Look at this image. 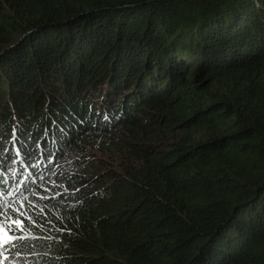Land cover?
<instances>
[{
  "label": "trees",
  "instance_id": "16d2710c",
  "mask_svg": "<svg viewBox=\"0 0 264 264\" xmlns=\"http://www.w3.org/2000/svg\"><path fill=\"white\" fill-rule=\"evenodd\" d=\"M0 208V264H264V0H0Z\"/></svg>",
  "mask_w": 264,
  "mask_h": 264
},
{
  "label": "rangeland",
  "instance_id": "374dc122",
  "mask_svg": "<svg viewBox=\"0 0 264 264\" xmlns=\"http://www.w3.org/2000/svg\"><path fill=\"white\" fill-rule=\"evenodd\" d=\"M108 144H110V141L107 139L100 142L99 139L94 141L89 138L84 142L83 148L78 149L75 147V152L69 150L66 153L64 152L63 156L67 158V162L73 158H81L82 162L84 160L83 168L78 170V173H83L86 180L82 191L96 192L100 186L107 185L112 179L111 169H118L115 163L117 153L114 147L109 146L108 151L104 149ZM58 158H60L59 155ZM0 228L4 227L0 226Z\"/></svg>",
  "mask_w": 264,
  "mask_h": 264
},
{
  "label": "snow or ice",
  "instance_id": "6c2138e0",
  "mask_svg": "<svg viewBox=\"0 0 264 264\" xmlns=\"http://www.w3.org/2000/svg\"><path fill=\"white\" fill-rule=\"evenodd\" d=\"M3 211L4 210L0 208V213H3ZM9 220L10 218H6V228H0V244H11L12 246H15L14 241L22 238L16 237L15 235L9 236L8 233H14L17 227L21 225V221L16 220L14 222H8Z\"/></svg>",
  "mask_w": 264,
  "mask_h": 264
}]
</instances>
